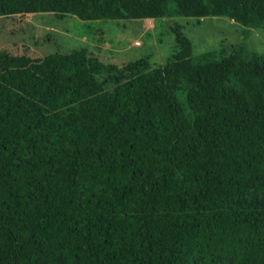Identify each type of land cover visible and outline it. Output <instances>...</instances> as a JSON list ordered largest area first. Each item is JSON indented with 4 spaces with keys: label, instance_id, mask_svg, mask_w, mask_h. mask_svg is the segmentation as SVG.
Returning <instances> with one entry per match:
<instances>
[{
    "label": "trees",
    "instance_id": "16d2710c",
    "mask_svg": "<svg viewBox=\"0 0 264 264\" xmlns=\"http://www.w3.org/2000/svg\"><path fill=\"white\" fill-rule=\"evenodd\" d=\"M42 11L174 43L162 62L0 50V264H264V52L193 54L167 21L264 27V0H0Z\"/></svg>",
    "mask_w": 264,
    "mask_h": 264
},
{
    "label": "rangeland",
    "instance_id": "374dc122",
    "mask_svg": "<svg viewBox=\"0 0 264 264\" xmlns=\"http://www.w3.org/2000/svg\"><path fill=\"white\" fill-rule=\"evenodd\" d=\"M169 19L181 24V30L191 40L193 54L230 43H241L247 51L264 52V27H247L226 16L203 17L199 21L183 15ZM151 26L149 18L86 21L72 14L55 17L50 11L4 15L0 16V50L36 56L88 45L103 56L109 51L117 53L108 61L120 63L149 52L152 62H162L171 52L173 32L159 28L160 41L155 42L157 31L153 32ZM132 40L141 43L134 45ZM127 41L130 47L120 50Z\"/></svg>",
    "mask_w": 264,
    "mask_h": 264
}]
</instances>
